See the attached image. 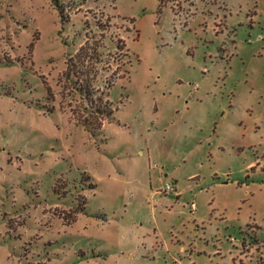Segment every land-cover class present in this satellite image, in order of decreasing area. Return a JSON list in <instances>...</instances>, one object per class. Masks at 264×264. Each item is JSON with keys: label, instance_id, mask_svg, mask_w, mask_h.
<instances>
[{"label": "rangeland", "instance_id": "1", "mask_svg": "<svg viewBox=\"0 0 264 264\" xmlns=\"http://www.w3.org/2000/svg\"><path fill=\"white\" fill-rule=\"evenodd\" d=\"M59 1L0 0V264H264V0Z\"/></svg>", "mask_w": 264, "mask_h": 264}, {"label": "trees", "instance_id": "2", "mask_svg": "<svg viewBox=\"0 0 264 264\" xmlns=\"http://www.w3.org/2000/svg\"><path fill=\"white\" fill-rule=\"evenodd\" d=\"M55 2V4L57 5L59 11H60V16L61 18H63V10L62 7L59 5L58 0H53ZM161 2V0H160ZM88 55V48L86 46H83L80 48V50L77 52V54L75 55L76 59H85ZM70 66V64H69ZM94 91L93 88L89 87H82L80 88V92L84 95L85 99L90 102L91 104H94L96 102V100L93 99L94 96ZM97 102L99 103L97 105V109H96V113L97 114H101L102 116H106V118L110 119L112 118V120L114 119V113L109 110L108 107V101H104L103 98H98ZM98 127L101 128L102 127V123H98Z\"/></svg>", "mask_w": 264, "mask_h": 264}, {"label": "crops", "instance_id": "3", "mask_svg": "<svg viewBox=\"0 0 264 264\" xmlns=\"http://www.w3.org/2000/svg\"><path fill=\"white\" fill-rule=\"evenodd\" d=\"M47 2H48V4H49V6H50L51 9H53V10L58 9L57 5L55 4V2H54L53 0H47ZM58 3H59L60 6L63 5V4L60 3L59 0H58ZM83 215L85 216V213L80 214V216H78V218H77V221H78L79 218H80L81 216H83ZM77 221H76V222H77ZM242 256H244V254H242ZM100 258H102V256H100V255H93L90 259H91V260H98V259H100ZM28 264H29V263H28Z\"/></svg>", "mask_w": 264, "mask_h": 264}, {"label": "built area", "instance_id": "4", "mask_svg": "<svg viewBox=\"0 0 264 264\" xmlns=\"http://www.w3.org/2000/svg\"><path fill=\"white\" fill-rule=\"evenodd\" d=\"M173 191H174V186L172 184H167L163 192L172 193Z\"/></svg>", "mask_w": 264, "mask_h": 264}]
</instances>
